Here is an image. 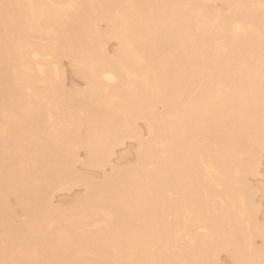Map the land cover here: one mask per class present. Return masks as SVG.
<instances>
[{
  "label": "bare ground",
  "instance_id": "1",
  "mask_svg": "<svg viewBox=\"0 0 264 264\" xmlns=\"http://www.w3.org/2000/svg\"><path fill=\"white\" fill-rule=\"evenodd\" d=\"M64 58L82 100L51 78ZM127 137V168L75 170ZM263 144L264 0H0V264H264L244 182Z\"/></svg>",
  "mask_w": 264,
  "mask_h": 264
},
{
  "label": "rangeland",
  "instance_id": "2",
  "mask_svg": "<svg viewBox=\"0 0 264 264\" xmlns=\"http://www.w3.org/2000/svg\"><path fill=\"white\" fill-rule=\"evenodd\" d=\"M58 1L59 0H53V3L54 2L56 3ZM211 4H212L213 7H216V8H220L221 7V3L219 1L209 2L208 3V5H210V6H211ZM99 23L100 24H98V27L100 28V30H101V27L104 29V30L102 29L103 31H105V29L107 30L105 22L102 21V23L101 22H99ZM109 41H107L108 43H106V45H105V50H106L107 55L113 56V52H114V50L116 48L115 46H117V44H116L117 42L115 40L114 41L112 40L110 42ZM47 60L50 61L51 58L48 57ZM69 60L67 58H64V59L60 60V62L57 64V66L55 65L56 68H54L53 65H51L52 66V69H50V71H52L51 72V74H52L51 78L52 77H53L52 79L55 78L54 81H56V82H57V80L61 81L62 86L66 87V88H64L66 91H71V90L74 91V89L76 88L75 90H77V92H76L77 94L74 96V99L80 100L81 95H79V93L80 92L82 93L83 92L82 90L86 89L85 88L86 87V83H83L85 80H82L83 78L81 76L79 77V75L76 74V72H75L76 69L73 70L74 66H72L71 60L70 61ZM57 67H59V68H57ZM56 78H58V79L56 80ZM71 88H73V89H71ZM78 91H79V93H78ZM30 92L32 93L31 90L29 91V93ZM82 99L83 98H81V100ZM160 111H163L162 110V106L161 107L157 106V113H162ZM52 119H54L53 121H56L55 117H53ZM56 119H57L56 122H59L58 125L60 124L59 126H62L64 124V122H65L64 118H62V119L56 118ZM58 119H59V121H58ZM60 120H61L62 124L60 123ZM65 120H67V118H65ZM53 121L51 120L50 122H53ZM55 123H53V124H55ZM136 126H138L137 127L139 129L138 132H141V134H142L140 139L141 138L143 140L147 139L148 135H147L146 126L144 125V123L137 121ZM121 142H122V144H119V146H116L113 149L112 155L109 156L107 164L103 167V169H100V170L99 169L93 170V168H88V167H86L84 165L86 163V158H85L86 155H85L84 150L82 148H80L77 151V156H78L77 160H79V161L77 163V166L75 165V170L77 172H88V173H85V174H87L88 176L90 175L92 178H95L96 180H100L104 176V174H107V176H111L114 173L115 170H117V169L122 170L124 168H127L135 160V152L137 150L138 140L137 139H131V138L127 137V138H125L124 141L122 140ZM262 149H263V151L261 150V153L259 152V154L261 156L259 155L258 166H256V168H255V172L256 173H252L253 175L252 174L251 175L245 174V176H244V182L246 184L245 186H247V189L249 188L248 191L250 190V192H252L250 194V196H252L250 198V200H251V202L253 204H251V202H250L251 206H248L249 204L246 206L245 202H247V201H244V204H241V205L246 206L247 209H248V207H252V205L254 206L253 207L254 209H252L253 212L251 213L252 216H250V217L251 218L253 217V219L256 218L255 220H253V219L252 220L254 221V223L257 222V224H260L261 225L260 228H262V226L264 228V196H263V188H264V144H263ZM128 154H130V155H128ZM129 156H130V158H129ZM117 162H119V163H117ZM83 192H84V188H82V187H72V188H68L67 190L65 189L64 191L60 190V192L59 191H55L54 194H52V196H53V199H52L53 205L57 206V207L58 206L65 207L73 200V198L75 199L77 196H80L81 194H83ZM250 192H248V193H250ZM16 215H17V219L19 221H22L24 219L23 215L18 210L16 211ZM247 216H248V219L246 217L243 220H246V221L249 222L251 220V218L249 217V215H247ZM246 221H243V222L248 224ZM253 224L250 223V226L252 225V227H253ZM243 225H245V224H243ZM260 225H258V226H260ZM247 226L245 225V227H247ZM247 228H249V227H247ZM255 234L257 235V233H255ZM256 235H254V236L252 235L251 241L253 242L252 243L253 247L257 248V247L261 246V241L262 240L259 237H257ZM181 236H183V235H181ZM220 253H218V255L215 258V259H218L219 264H231V261L229 259L230 257L227 255V253H225V252H220ZM215 255L211 254L210 256H211V258H213L212 256L215 257Z\"/></svg>",
  "mask_w": 264,
  "mask_h": 264
}]
</instances>
